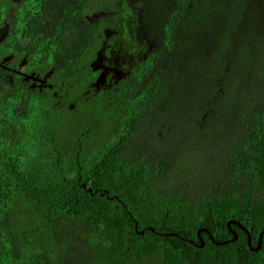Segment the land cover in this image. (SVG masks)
I'll list each match as a JSON object with an SVG mask.
<instances>
[{
	"label": "trees",
	"instance_id": "obj_1",
	"mask_svg": "<svg viewBox=\"0 0 264 264\" xmlns=\"http://www.w3.org/2000/svg\"><path fill=\"white\" fill-rule=\"evenodd\" d=\"M0 31V264H264V0H0Z\"/></svg>",
	"mask_w": 264,
	"mask_h": 264
},
{
	"label": "water",
	"instance_id": "obj_2",
	"mask_svg": "<svg viewBox=\"0 0 264 264\" xmlns=\"http://www.w3.org/2000/svg\"><path fill=\"white\" fill-rule=\"evenodd\" d=\"M100 79H101V76H99L98 77V79H97V81H96V84L97 83H99V81H100ZM101 84V83H100ZM88 192H91V189L90 188H87L86 189ZM230 223H233V224H235V225H237V226H239L243 231H245V233L247 234V244H248V247H250L251 248V246H250V235L248 234V231L247 230H245L237 221H229L228 222V224H227V226L230 224ZM200 231H205V229H200L198 232H200ZM232 232V231H231ZM142 233V232H141ZM232 234L234 235V238L232 239L233 241L236 239V234L234 233V232H232ZM264 235V230L263 231H261L259 234H258V242H257V247H255V248H251L252 250H254V251H257V250H259V248H260V245H261V238H262V236ZM202 242V241H201ZM226 243H228V241H225V242H223V244H226ZM202 244V243H201Z\"/></svg>",
	"mask_w": 264,
	"mask_h": 264
},
{
	"label": "flooded vegetation",
	"instance_id": "obj_3",
	"mask_svg": "<svg viewBox=\"0 0 264 264\" xmlns=\"http://www.w3.org/2000/svg\"><path fill=\"white\" fill-rule=\"evenodd\" d=\"M22 0H19V1H17V0H11V5L12 6H16V5H18V4H16V3H20ZM12 13H13V10H11V14L10 15H12ZM11 17V16H10ZM0 37H1V31H0ZM104 57V56H103ZM102 59V58H101ZM101 68H102V75H101V79H100V81H99V83H95L96 85H99L100 83H103V81L105 80V70H106V68H107V66L106 65H103V66H100ZM113 69H110V68H108L107 69V76H108V73L110 72V71H112ZM100 71V72H101ZM105 73V74H104ZM34 74V73H33ZM35 75V74H34ZM100 75V74H99ZM36 76V75H35ZM107 76H106V78H107ZM25 77H26V79H28L27 78V75L25 74ZM30 81V80H29ZM32 81V80H31ZM32 84L30 85V87L31 88H35V89H39V87H44V86H42V85H39V83H35V82H31ZM71 107H73V106H71Z\"/></svg>",
	"mask_w": 264,
	"mask_h": 264
},
{
	"label": "rangeland",
	"instance_id": "obj_4",
	"mask_svg": "<svg viewBox=\"0 0 264 264\" xmlns=\"http://www.w3.org/2000/svg\"><path fill=\"white\" fill-rule=\"evenodd\" d=\"M17 1H19V0H17ZM22 3V1L20 2V3H16V4H21ZM132 42V41H131ZM123 44H130L129 42H128V38L126 37V35L125 36H122L121 38H120V40H119V42L117 43V46H122ZM97 64V63H96ZM185 120H187L189 123H191V121L192 120H190L189 118H188V115L186 116V118H185ZM166 132V131H165ZM155 140H157V139H155ZM163 144H165V143H163Z\"/></svg>",
	"mask_w": 264,
	"mask_h": 264
},
{
	"label": "clouds",
	"instance_id": "obj_5",
	"mask_svg": "<svg viewBox=\"0 0 264 264\" xmlns=\"http://www.w3.org/2000/svg\"><path fill=\"white\" fill-rule=\"evenodd\" d=\"M101 75H102V73H101L100 75H98V77L101 76ZM103 82H104V81H103ZM101 84H102V83H101Z\"/></svg>",
	"mask_w": 264,
	"mask_h": 264
}]
</instances>
